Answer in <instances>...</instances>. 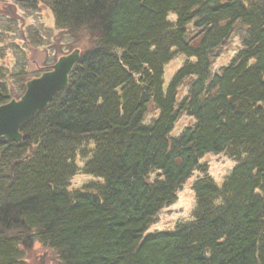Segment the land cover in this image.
Listing matches in <instances>:
<instances>
[{
  "label": "trees",
  "instance_id": "16d2710c",
  "mask_svg": "<svg viewBox=\"0 0 264 264\" xmlns=\"http://www.w3.org/2000/svg\"><path fill=\"white\" fill-rule=\"evenodd\" d=\"M40 2L58 31L88 33L91 44L68 88L22 126L23 142L0 141V264H25L24 239L61 264H264V0L15 6ZM238 32L237 56L213 73ZM78 37L65 52L86 41ZM176 56L186 61L168 80ZM16 58L17 71L0 63V106L31 80L26 58ZM182 115L194 123L175 136ZM211 153L235 163L221 187L199 164ZM195 170L204 176L192 185V221L148 233ZM81 171L97 180L72 189Z\"/></svg>",
  "mask_w": 264,
  "mask_h": 264
},
{
  "label": "rangeland",
  "instance_id": "374dc122",
  "mask_svg": "<svg viewBox=\"0 0 264 264\" xmlns=\"http://www.w3.org/2000/svg\"><path fill=\"white\" fill-rule=\"evenodd\" d=\"M248 1V0H245ZM16 0H0V16L2 20L3 40H0V63L6 67L8 72L17 71L19 64L16 56L21 58L25 57L27 61L28 72L30 73L29 79L35 76H40L41 73L50 69L57 59L66 54H70L79 48L81 50L87 44H91V41L87 38L89 35L85 33L84 36L81 32L75 34V38L72 37L74 32L63 31L60 32L55 28V18L53 17V11L44 2H40L38 8L34 11L26 10L15 6ZM10 14V20L9 13ZM175 17H171V20ZM10 25V27H9ZM10 30L6 33L5 30ZM36 36H41L40 39L43 45L39 44ZM78 36L86 38L85 42L80 47H75L71 51L65 52V49L72 46L75 43ZM25 41H24V40ZM242 35L238 32L232 38H230L227 44L217 51V56L213 59V73L229 65V63L237 56L239 50L242 47ZM84 41V40H83ZM18 47V49H17ZM186 59L182 56H176L174 60L168 63L165 72V78L171 80L176 71H178L185 63ZM22 69H19L21 71ZM167 85V84H166ZM189 83L183 87L179 93V99L182 100L188 95ZM20 87L16 85L17 96L13 98H19L23 96V92ZM15 92L13 89L11 93ZM194 123L193 119L188 115H182L174 129V135H180L182 131L188 126ZM86 160L80 156L78 160L79 167H83ZM202 164L207 167V175H209L217 185L223 186V181L227 175L234 168L235 163L225 154L208 155L201 159ZM154 176V175H152ZM204 175L202 172H196L190 178L189 181L185 182L180 191L177 193L176 200L166 206L159 212V214L153 220L152 226L149 228L148 233L160 232V231H171L174 230L181 223H187L192 221L195 206L196 197L194 196L192 185L193 183L201 179ZM93 177L87 176L81 173L72 177L71 188L80 189L84 185L90 184L96 181ZM22 248L24 254L25 264H61L57 254L47 247L39 244L37 241H31L24 239L22 241Z\"/></svg>",
  "mask_w": 264,
  "mask_h": 264
},
{
  "label": "water",
  "instance_id": "95a60500",
  "mask_svg": "<svg viewBox=\"0 0 264 264\" xmlns=\"http://www.w3.org/2000/svg\"><path fill=\"white\" fill-rule=\"evenodd\" d=\"M80 50L60 57L43 75L26 84L23 96L0 107V141L23 142L22 126L35 114L45 110L58 92L69 86V77L80 61Z\"/></svg>",
  "mask_w": 264,
  "mask_h": 264
},
{
  "label": "bare ground",
  "instance_id": "6f19581e",
  "mask_svg": "<svg viewBox=\"0 0 264 264\" xmlns=\"http://www.w3.org/2000/svg\"><path fill=\"white\" fill-rule=\"evenodd\" d=\"M53 17H54V15H53ZM54 18H55V17H54ZM43 73H44V72H43ZM43 73H41V74H43ZM41 74H40V76H41ZM38 77H39V76H38ZM25 89H26V86H25ZM211 154H214V153H211ZM211 154H207V155H205V156H208V155H211ZM222 154H224V153H222ZM214 155H218V156H220L219 154H214ZM205 156H204V157H205ZM202 158H203V157H202ZM202 158H201V159H202ZM201 159H200V161H199V164H200V165H204V164H202ZM196 172H201V170H195L194 172H192L191 175L193 176V174L196 173Z\"/></svg>",
  "mask_w": 264,
  "mask_h": 264
}]
</instances>
